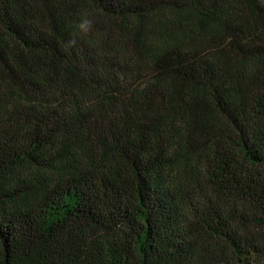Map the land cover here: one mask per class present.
<instances>
[{"label": "trees", "instance_id": "16d2710c", "mask_svg": "<svg viewBox=\"0 0 264 264\" xmlns=\"http://www.w3.org/2000/svg\"><path fill=\"white\" fill-rule=\"evenodd\" d=\"M0 264H264V0H0Z\"/></svg>", "mask_w": 264, "mask_h": 264}, {"label": "clouds", "instance_id": "9594fccd", "mask_svg": "<svg viewBox=\"0 0 264 264\" xmlns=\"http://www.w3.org/2000/svg\"><path fill=\"white\" fill-rule=\"evenodd\" d=\"M92 24H93L92 20L85 17L79 21V23L77 24V29L79 30L80 33L87 34L91 30ZM69 43L75 44L76 41L75 39H73Z\"/></svg>", "mask_w": 264, "mask_h": 264}]
</instances>
